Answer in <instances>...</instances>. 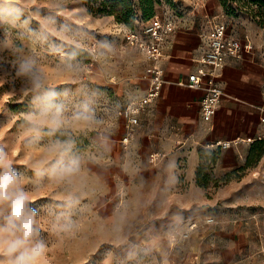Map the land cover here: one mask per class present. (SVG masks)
<instances>
[{"label": "rangeland", "instance_id": "rangeland-1", "mask_svg": "<svg viewBox=\"0 0 264 264\" xmlns=\"http://www.w3.org/2000/svg\"><path fill=\"white\" fill-rule=\"evenodd\" d=\"M88 1L0 0V151L32 198L46 244L40 264H264V140L184 145L185 153L196 150L195 168L172 173L167 154L155 152L152 161L155 146L136 137L124 143L119 115L143 96L149 68L146 55L128 44L131 27L172 17L176 31L186 19L201 28L218 13L233 30L240 18L264 29V7L251 0H158L146 20L139 0H130L134 19L93 13ZM26 60L64 107L53 135L47 124L38 138L30 131L43 89L20 73ZM85 105L90 118L76 119ZM69 138L65 160L78 157L80 169L57 179L50 170L59 156L49 149ZM187 161L181 157L177 168Z\"/></svg>", "mask_w": 264, "mask_h": 264}, {"label": "crops", "instance_id": "crops-1", "mask_svg": "<svg viewBox=\"0 0 264 264\" xmlns=\"http://www.w3.org/2000/svg\"><path fill=\"white\" fill-rule=\"evenodd\" d=\"M191 21L185 20L165 48L161 64L166 83L151 111L144 114L145 120H141L135 135L145 145L156 147L153 154H167L168 170L172 173L186 171L190 174L195 168L196 150L193 148L190 154L185 153L184 145L257 138L263 129L259 108L264 100V29L244 18L238 19L234 30L227 26L229 35L251 43L253 49L241 59L229 60L223 68L219 83L225 95L217 115L207 123L200 113L203 92L179 82H186L188 76L197 70L210 23L226 21L218 13L207 16L201 28L193 26ZM147 62L150 65L148 58ZM144 80L143 95L150 85L149 68L144 73ZM184 155H187L189 167L177 168V162Z\"/></svg>", "mask_w": 264, "mask_h": 264}, {"label": "built area", "instance_id": "built-area-1", "mask_svg": "<svg viewBox=\"0 0 264 264\" xmlns=\"http://www.w3.org/2000/svg\"><path fill=\"white\" fill-rule=\"evenodd\" d=\"M177 27V22L172 17L154 18L147 21L142 27L129 29L126 34L128 44L138 48L150 61V85L141 98L130 101L119 111L126 127L123 137L124 143H129L135 138L137 128L140 126L142 112L155 103L166 83L165 70L161 61L164 57L165 48L175 34ZM252 49L251 43L244 42L234 35H229L226 23L220 21L210 23L206 33L205 49L202 58L199 60L197 70L188 76L186 82H179L180 85L203 92L200 100V113L204 122L213 121L225 95V91L219 83L223 68L229 60L241 59ZM259 109L260 123L263 129L257 138L219 140L213 145L230 147L241 141L250 143L264 139V100ZM151 158L152 161H155L158 154H152Z\"/></svg>", "mask_w": 264, "mask_h": 264}, {"label": "clouds", "instance_id": "clouds-1", "mask_svg": "<svg viewBox=\"0 0 264 264\" xmlns=\"http://www.w3.org/2000/svg\"><path fill=\"white\" fill-rule=\"evenodd\" d=\"M20 73L27 77L33 89L42 94L35 97L37 111L28 119L30 131L40 134V125L47 124V135H53L63 123L64 107L57 102L58 93L45 89L44 78L32 61H24ZM88 106L76 114V119L87 120ZM74 141L69 138L56 140L50 152L58 153L59 158L51 165V175L63 179L77 173L80 169L78 157L65 160L73 149ZM32 198L23 186L22 176L13 168L6 155L0 151V264H40L46 251V244L40 238L37 227V213L31 208ZM74 202L69 197L68 203Z\"/></svg>", "mask_w": 264, "mask_h": 264}, {"label": "trees", "instance_id": "trees-1", "mask_svg": "<svg viewBox=\"0 0 264 264\" xmlns=\"http://www.w3.org/2000/svg\"><path fill=\"white\" fill-rule=\"evenodd\" d=\"M98 0H89V10L93 13H102L105 15H116L119 19H134L136 12L132 9L130 0H101L100 6L95 5ZM130 1V2H129ZM158 0H139L141 9L146 20L151 18L155 13V2ZM256 5L264 7V0H251ZM262 24L264 26V12L261 13ZM149 21V20H148ZM147 22V21H146ZM140 26L131 27L132 29ZM264 140V139H261ZM258 141V140H257ZM260 141V140H259Z\"/></svg>", "mask_w": 264, "mask_h": 264}]
</instances>
